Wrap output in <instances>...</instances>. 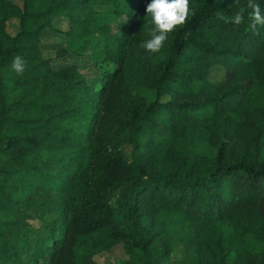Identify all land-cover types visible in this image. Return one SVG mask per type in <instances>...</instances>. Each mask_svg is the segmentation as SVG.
I'll list each match as a JSON object with an SVG mask.
<instances>
[{
    "label": "trees",
    "instance_id": "1",
    "mask_svg": "<svg viewBox=\"0 0 264 264\" xmlns=\"http://www.w3.org/2000/svg\"><path fill=\"white\" fill-rule=\"evenodd\" d=\"M149 2L0 0V264H78L97 233L137 264L176 243L180 264H264V26L218 18L248 0H190L194 15L150 54L137 48ZM44 30L63 37L56 56L102 36L97 77L52 68Z\"/></svg>",
    "mask_w": 264,
    "mask_h": 264
},
{
    "label": "rangeland",
    "instance_id": "2",
    "mask_svg": "<svg viewBox=\"0 0 264 264\" xmlns=\"http://www.w3.org/2000/svg\"><path fill=\"white\" fill-rule=\"evenodd\" d=\"M17 4L20 0H11ZM94 9L99 11L101 14H106L110 11V6L106 3L96 2ZM54 25L58 29H65L66 25L62 20H54ZM126 20L121 18L117 23V31H121L125 27ZM149 20H146L145 27L139 32V38L137 39V48L141 47L142 43L147 41V26ZM6 30L9 33H13L16 30V20L11 18L5 22ZM151 25V29L154 27ZM150 29V30H151ZM100 36V35H99ZM95 36L91 40H80L71 46L76 48L79 47V54H67L65 56H56V51L59 49L63 42V37L60 33L50 32L44 30L40 36V52L41 55L49 59V64L52 68H63L72 66L76 71L82 74L87 81L93 80L97 77L98 72V62L102 59L103 49L102 36ZM90 43V44H89ZM144 48L142 47L141 50ZM145 51V49H144ZM150 53V52H149ZM151 54V53H150ZM129 51L127 53V57ZM148 65V63L146 64ZM135 70V66L132 67ZM138 70H136V73ZM224 79V70L219 66H213L209 69L208 80L212 83H220ZM137 94L140 96H145L150 98L149 89L143 86V82H136ZM142 85V86H141ZM163 100L168 97V95L162 96ZM207 152L212 153V149L207 147ZM122 152L126 157H129V146L124 145L122 147ZM106 240H102L101 234H93L91 236L85 237L75 250V260L78 264H137L130 259V257L123 251L120 243H111L105 246ZM184 258V251L182 245L176 243L172 245L169 251L168 258L163 260L161 264H180V260ZM42 264V263H39Z\"/></svg>",
    "mask_w": 264,
    "mask_h": 264
},
{
    "label": "clouds",
    "instance_id": "3",
    "mask_svg": "<svg viewBox=\"0 0 264 264\" xmlns=\"http://www.w3.org/2000/svg\"><path fill=\"white\" fill-rule=\"evenodd\" d=\"M145 12L146 16L151 18L154 27L150 31V39L143 42L141 47L150 53L160 52L168 35L182 28L194 15L190 0H150ZM245 15H247L250 29L264 26V9L257 0H248L246 8H241L232 16L218 14V18L225 23L239 26L245 22ZM184 35L187 38L188 34ZM26 63L20 55H16L12 60L11 68L16 73L22 74Z\"/></svg>",
    "mask_w": 264,
    "mask_h": 264
}]
</instances>
